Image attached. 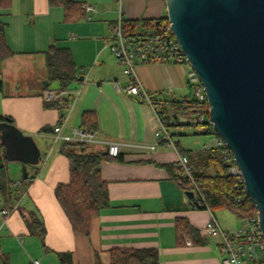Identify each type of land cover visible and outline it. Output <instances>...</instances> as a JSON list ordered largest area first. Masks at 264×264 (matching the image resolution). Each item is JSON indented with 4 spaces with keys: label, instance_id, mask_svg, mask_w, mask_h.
<instances>
[{
    "label": "crops",
    "instance_id": "obj_1",
    "mask_svg": "<svg viewBox=\"0 0 264 264\" xmlns=\"http://www.w3.org/2000/svg\"><path fill=\"white\" fill-rule=\"evenodd\" d=\"M73 1L82 4L84 15L52 6L50 0H0V22L5 25L6 43L15 53L0 64V115L9 117L7 124L24 136H31L40 152L37 178L20 200L9 205L5 236H0V264H31L33 260L60 264L57 253L64 252L72 254V264H110L115 248H154L160 264H222L220 238L206 235L204 243L195 244L177 228V220L185 219L203 232L211 214L192 209L185 191L170 179L167 170L157 166L177 163L179 158V152L164 144H157L154 151L124 149L120 159H105L101 174L108 184L110 206L92 219L88 237L72 231L54 195L58 184L70 180L69 160L60 152L62 142H55L52 133L43 129L54 127L65 116L63 133L69 134L82 127V117L89 111L97 117L101 139L153 145L159 127L155 102L170 106L174 101L193 100L187 95L186 69L173 62H137L136 74L153 106L141 96L128 94L129 78L110 49L120 16L130 21L160 20L167 17L164 0H117L118 7L116 0ZM83 6L93 10L88 12ZM52 45L70 50L78 67L79 81L68 91L81 92L70 112L44 106L46 94L58 92L45 86L44 53ZM62 93L54 101L68 98ZM176 144L184 149L179 141ZM93 147L106 154V146ZM26 160L14 157L15 163L8 165L9 175L12 166L19 170V177L11 179L14 187L21 180L22 165H32ZM31 211L44 221L48 249L24 223L22 213ZM217 212L213 214L225 231L237 230L229 215ZM1 221L0 215V225Z\"/></svg>",
    "mask_w": 264,
    "mask_h": 264
},
{
    "label": "trees",
    "instance_id": "obj_2",
    "mask_svg": "<svg viewBox=\"0 0 264 264\" xmlns=\"http://www.w3.org/2000/svg\"><path fill=\"white\" fill-rule=\"evenodd\" d=\"M50 4L52 6H62L66 12L74 9L77 11L76 16L79 13L80 15H84L80 2L73 0H50ZM68 20H71V18ZM167 20V17L160 20H123V29L126 35H137L148 32L160 34L164 32L161 25ZM14 55L15 53L6 43L5 25L0 22V64ZM44 55L47 81L49 83L46 89H50L52 82H57L58 88L56 90L58 93L70 90L75 82L79 81L78 67L74 62L70 50L60 49L52 45ZM2 90L3 87L0 82V92ZM195 104L194 99L174 101L170 106L155 102V109L162 123L169 129L173 137L177 135L173 131V128L190 125L195 127L205 126L207 130L202 132L203 134H215L209 121H206L204 124L195 123L197 119V116H195L197 113ZM44 106L46 108H56L60 111L67 110L70 107L69 98L52 102L46 101L44 102ZM9 121H11L9 117L0 115V126L7 124ZM81 126L89 131L97 132L96 115L93 112H85L82 117ZM53 129L54 127H46L43 131L52 133ZM5 147V143L0 138V200L2 203L12 206V204L20 200L37 178L39 165H22L21 185L18 188L14 187L8 167L11 160L4 155ZM60 152L69 160L70 180L68 183L58 184L54 190V195L65 213L72 231L88 237L91 231L92 219L110 206L108 184L101 174V164L110 156L85 143L62 142ZM179 153L180 155L187 156L190 164H192L196 184L203 192L206 203V205L201 207L192 203V209L206 210L208 207L212 213L228 210L243 222L257 216L255 205L244 191V184L240 183L235 176L229 173L230 167L236 163L228 148L213 146L197 151L180 149ZM120 155L112 158L120 159ZM157 166L167 170L170 179L175 181L185 192L195 189L192 183L184 177L178 162L157 164ZM28 179L31 180V184L26 183ZM22 218L29 233L37 236L42 242L43 247L48 249L45 244L47 230L41 217L31 211L22 213ZM185 221V219L177 220L178 230L192 237L195 244L204 243L206 234ZM57 256L59 257L60 264H72L71 253H57ZM110 264H160V262L158 251L154 248H115L111 250Z\"/></svg>",
    "mask_w": 264,
    "mask_h": 264
},
{
    "label": "water",
    "instance_id": "obj_3",
    "mask_svg": "<svg viewBox=\"0 0 264 264\" xmlns=\"http://www.w3.org/2000/svg\"><path fill=\"white\" fill-rule=\"evenodd\" d=\"M164 1L172 32L204 87L209 124L233 154L264 235V0ZM11 128L0 126L4 155L9 158L7 138H14L11 147L33 144L36 158L13 156L38 164L32 137ZM185 195L192 205L194 192Z\"/></svg>",
    "mask_w": 264,
    "mask_h": 264
},
{
    "label": "built area",
    "instance_id": "obj_4",
    "mask_svg": "<svg viewBox=\"0 0 264 264\" xmlns=\"http://www.w3.org/2000/svg\"><path fill=\"white\" fill-rule=\"evenodd\" d=\"M83 8L88 12L93 10L91 6H83ZM161 28L164 32L160 34L156 32H148L137 35H126L123 29V18L120 16L114 27L115 34L112 38L110 46L112 53L124 68L125 75L129 78L128 87L126 89L128 94L141 96L152 106L153 100L136 74L137 62L188 63L187 57L183 52L181 45L172 32L169 20L164 21ZM117 88L119 89L118 85ZM192 90L194 100L196 102L195 106L197 112V119L195 120V123L204 124L207 121L206 116L209 114V105L204 87L200 82H198V84L193 86ZM80 92L81 90L77 89L71 92L67 90L62 93L67 94L70 99L69 111L77 102ZM58 95V92H48L45 98L47 101H54ZM154 112L156 113L159 127L155 132L156 143L153 145H130L119 142H109L101 139L97 132L89 131L82 127L73 128L69 134H64L63 132L66 127V120L68 118L65 116H62L54 126L52 135L55 142L60 141L85 143L91 146H106V151L108 152L107 155L110 157H116L120 155L124 149L128 148H135L140 151H154L157 144H164L175 152H179L178 146L174 141V137L169 129H167L162 123L155 108ZM216 146L226 147L220 139L217 140ZM177 162L179 167L182 169L184 177H186L195 188L193 190L194 199L192 200V203L199 207L206 205L203 192L196 184V180L193 175L194 168L192 164H190L188 157L179 154ZM229 173L235 176L240 183L244 184L241 172L236 164L230 167ZM26 183L31 184V180L28 179ZM20 185L21 180L15 184L16 187H19ZM206 210L209 211L211 215L209 221L203 229V232L209 237L221 239V245L224 253L222 264H264V235L259 227L257 216L246 220L245 228L239 231L228 232L220 226L215 215L208 209V207ZM10 213V210L7 209L0 210V215L2 217L1 228L7 225ZM31 264H41V262L39 260H33Z\"/></svg>",
    "mask_w": 264,
    "mask_h": 264
},
{
    "label": "rangeland",
    "instance_id": "obj_5",
    "mask_svg": "<svg viewBox=\"0 0 264 264\" xmlns=\"http://www.w3.org/2000/svg\"><path fill=\"white\" fill-rule=\"evenodd\" d=\"M115 7H118V2L117 0L115 1ZM182 66H184V68L187 71V76H186V86H187V95L190 99H194L193 96V86L198 84L199 80L197 78V76L195 75V73L193 72L191 66L189 63H185V64H180ZM124 71V68H123ZM125 75V72H124ZM187 79L190 80L191 83L187 82ZM29 84H31V80L29 79L28 81ZM58 88V83L57 82H52L50 85V90H56ZM68 112H70L68 110ZM68 115V114H67ZM66 115V116H67ZM195 116H197V113L195 114ZM206 120H209L208 115L206 116ZM13 128H11L13 131H16V127L13 125ZM175 130H173L174 132H176L177 134H185V136H180V135H175L174 136V141L176 143H178L179 141V145L180 147L184 148V149H191V150H196V149H203L205 146L207 147H213L216 146L217 140L219 139V137L215 134H207V133H202L204 132L206 129V127H195L193 125L190 126H185V127H178V128H173ZM31 137V136H29ZM8 139V143H9V152H8V156L9 158H14L13 155L22 153L23 155H26L28 158L34 160L36 158V153L34 151V147L33 144L28 143L27 147H24L23 149H20L18 147H11V145L14 142V138H7ZM14 153V154H13ZM44 158H41V161L44 162ZM17 162V161H16ZM10 164L15 163V161H10ZM37 165V164H36ZM39 165V164H38ZM14 168L11 169V174H10V178L11 179H17L19 177V170H15L16 167L12 166ZM9 205L6 203H2V201H0V210L2 209H8ZM219 213L221 212L222 214H227L231 217V220H229V222L231 223V225H234L233 228L237 229L236 231H239L243 228L246 227L245 222L240 221L239 219H237V217L230 211L228 210H220L218 211ZM217 212V214H218ZM9 218V217H8ZM228 221V220H227ZM1 228L0 225V236H5L4 234V229Z\"/></svg>",
    "mask_w": 264,
    "mask_h": 264
}]
</instances>
